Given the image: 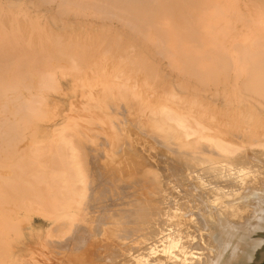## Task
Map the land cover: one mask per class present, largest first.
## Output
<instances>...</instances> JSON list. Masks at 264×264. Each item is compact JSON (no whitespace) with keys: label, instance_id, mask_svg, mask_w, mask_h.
Listing matches in <instances>:
<instances>
[{"label":"bare ground","instance_id":"bare-ground-1","mask_svg":"<svg viewBox=\"0 0 264 264\" xmlns=\"http://www.w3.org/2000/svg\"><path fill=\"white\" fill-rule=\"evenodd\" d=\"M129 121L187 168L190 188L164 191L160 171L150 170L137 180L160 183V207L130 200L106 216L93 207L113 185L97 165L114 175L99 140L105 134L110 157L121 135L130 143ZM27 211L43 214L46 240L87 227L105 243L119 239L125 257L138 243L130 264L145 254L154 264L179 259L176 248L200 227L204 247L194 243L203 252L188 256L187 246V264L252 261L264 225V0H0V264H29ZM189 217L195 227L185 231ZM98 251L74 264H109Z\"/></svg>","mask_w":264,"mask_h":264},{"label":"rangeland","instance_id":"rangeland-1","mask_svg":"<svg viewBox=\"0 0 264 264\" xmlns=\"http://www.w3.org/2000/svg\"><path fill=\"white\" fill-rule=\"evenodd\" d=\"M116 108H117V112H121V109H120L121 107L117 106ZM84 118H85V120L88 119L89 121H96L95 119H93L91 117H88V118L83 117V119ZM89 121H82V124L84 123V125L95 126L94 123H91V122L89 123ZM132 123H134V122L133 121H131V122L129 121L123 127V129H125V130L124 131L122 130V133L124 135H127V137L129 135V132L130 131L133 133V135L132 134L130 135L131 136L130 143L129 144L128 143L126 144V141H128V140H126V138H124L121 135L120 136L121 143L119 145H117L116 147H113L112 148L113 149L112 150L113 153H112V155L110 157L108 156V154L106 153V150L102 146V144H103V138L105 137V134L104 135H101L102 138L99 140V143H100V146H101L100 147V149H101V151H100V154L101 155L100 156L104 160H107L108 161L107 163H110L109 165H111L112 171H114L115 179H113L114 178V175H113L111 177L112 179L110 180V174L109 175L107 174L108 176H105L104 168H102L99 165H97V167H96L97 168V173H98V170H99L100 173H98V174L101 177L105 178L106 181H109L110 183H113V185L112 186L110 185V187H112V189L109 190V191L106 190V189H104V188H102L101 199L100 200H102L103 203L101 205H96V206H93L92 205V206L93 207H97V208L98 207H101V208H105L106 207V210H105V212L107 213L106 216H108L110 210L112 212V211L118 210L119 208H124V206L127 207L128 204H129L128 207H130V205H131L130 202H129L130 200L132 201L131 203H132L133 206H134V204H136V205H139L141 207H148V208L150 206H152V205H154L153 207H155L157 205L160 207L159 201L161 200L160 195L162 194V192L159 191V189H158V188H160V183H158V181H157V184H155L156 182H153V181L150 182V179H149L150 178V174L148 175V179H147L146 182H144L142 180H137L138 176H140V175H146V173H148V171H150V170H153L155 172L156 171H160L158 173H160L159 175H162V176H159L158 178L159 179L161 178L160 179L161 181L165 180L164 181V184H165L164 185V191L167 190L168 185L169 186L174 185L175 186L174 190L176 192L177 191H181L180 189H184L185 186H188L190 188V185H187V184L190 183L189 182V178L187 177V175H189V174H187L188 173L187 172L188 171L187 168L185 166L179 165L178 163L175 164L176 162L173 163L172 161H173V158L175 157V155H173V157H171L172 154L171 153H167L168 151L166 150V148L164 146L163 147L161 146L162 144L161 145L158 144V142L156 140H154L153 138L148 139V138H150V136H148V135H151L150 132H147V130L139 129L135 125V123L134 124H132ZM131 125H135L134 126L135 128L133 126H131ZM102 127L104 128L105 131H110L108 129L107 125H103ZM133 128H134V130H132ZM136 129H137V131H136ZM138 131H140V132H138ZM144 131L147 132V133H149V134L146 135V133ZM145 136H147V137H145ZM151 137H153V136L151 135ZM151 140H154V141H151ZM153 144H155V145H153ZM156 145H157V147H156ZM130 147H133L134 149L132 150V149H130ZM161 147L164 148L166 150V152H164L165 150H163ZM158 148H159V150L160 149L161 150L159 151ZM136 150L139 151L140 153H142L144 155V157L147 159V162L148 163L147 162H142V161L136 162L135 164L132 163L131 155L128 154V151H136ZM142 150L144 151V153H143ZM162 150H163V153H166V154L161 153ZM155 151L157 152L158 155L157 154L155 155V153H156ZM158 151L160 153H158ZM92 154H94V153H92ZM152 154L154 155V157L156 156L155 159H154V157H153ZM169 154H170V156H169ZM133 157H137V155L133 154ZM163 158H165V159H163ZM166 158H168L170 160V162L169 161L167 162V159ZM170 158H172V159H170ZM109 161H111V162H109ZM137 164H139L141 166V170L139 171L140 174L133 173V171L137 170V168L135 167ZM165 164H166V166H165ZM175 166H177L178 168L175 167ZM177 169H179V170H177ZM168 170H170V171L168 172ZM172 171H175V172L173 173ZM184 173H186L187 175L184 174ZM167 175H169V177L171 179H168V177H166ZM179 175H180V177H179ZM162 177H163V180H162ZM175 177H178V178H175ZM184 177H186V178L184 179ZM117 179H119V181H121V179H122L123 182L121 181L122 182L121 183V182L117 181ZM172 179L176 182V184L174 183V181H172ZM167 180H168V182H167ZM124 181L126 182V184L129 185V187H128L127 190H126L127 187H126ZM177 182L180 183V184H178ZM114 183L116 185L117 184L118 185L120 184L121 187L120 186L114 187L115 186ZM155 186L157 188V191L154 190V189H156ZM152 187H154L153 190H151ZM193 189H194V186L191 187V190H193ZM115 191H117L118 193L115 192ZM152 191L153 192H156V193H153ZM119 192H121V193L119 194ZM150 192H152L151 193L152 195L150 194ZM109 193H111V194L109 195ZM115 194H116V196H115ZM130 195H132V196H130ZM129 197H131V198H129ZM134 201H136L137 203L134 202ZM126 202H128V204ZM124 203H126L127 205H122ZM112 204H113V206H112ZM119 204H120V206H119ZM110 207H111V209H110ZM175 208H177V206ZM175 208H173L174 211H175ZM112 209H114V210H112ZM107 210L109 212H107ZM185 215H188V214L187 213H183V214H180L179 216H185ZM156 216H157V214L154 216V221H153L154 223L157 222V220L159 219V217H158L159 215L157 216V218H156ZM175 220H176L175 218H171L170 220L168 219V221L171 222L170 223V222L167 221L168 225H172V227H175L177 225V223H175L176 222ZM181 220H182V218H181ZM46 225H47V221L44 218L43 214H41V213H39L37 211H27L26 212V214H25V223L23 224V230L26 231V234L25 235L30 240V242L28 244L30 250H28L27 254H25L24 257L28 261L29 264H72V263L74 264L75 259L76 260H79V254L82 253V252H85L86 250H88L90 248H96L97 251L99 250L98 251V253L100 255L99 257L104 258L105 261H109V264H121L124 261H126V257H128V256H126V257L123 256L122 253H118V249H116L117 248L116 246H118L117 245L118 243H116V242L117 241H120L119 239L114 238L112 242H110V243H107L106 242L105 243L102 240H100L99 237L94 236L93 233H90V231L87 230V227L81 228V230L83 232L80 231V233L78 234V236L76 235L77 236L76 238L71 237L68 240L60 241V242H54V240H52V239L46 240L44 238ZM194 225H195V223L193 222V218H190L189 217V218H187V221H185V222H182L181 221L179 227L182 228V229H184L185 231H187V230H192L195 227ZM210 227L213 228V227H216V225L213 226L212 224H210ZM206 229L203 228V227H200L197 231L193 229L192 230L193 232L190 231V233H189V234L196 235L195 238L200 243V244H197V245H200V249H201V246L204 247L203 241L206 238V236H205V232L207 231ZM258 233H259L258 230L256 232H254V235H253L254 238L253 239L256 240V238L260 235ZM259 237H261V236H259ZM194 239H192V242H189L188 245H187L188 247H190V248H187V249L190 250L191 247L193 248V250H190L188 252V256H189V253H190V256L191 257L194 256V255L197 256L198 255L197 253L199 251L198 249H196V248H199V247H196V245L194 243ZM243 242L245 243L244 249L248 248L249 245L251 244V243L246 244V242H247L246 240L243 241ZM112 243H114V244H112ZM164 245H165V243H163V241H162L161 242V247H160V253L161 254L164 253L167 256L168 255V252H167V249L166 248H163ZM187 246L185 244H183L182 246H179V248H176L177 254H181V256H184L183 253H185V250H186V247ZM130 248L132 250L130 249V251L128 253H130L132 251L131 252L132 255L133 254H136V253H138L140 251H142L140 249V246L138 245V243L135 244V246L133 245ZM251 248L252 247H249L248 249H251ZM111 252L114 253V254H111ZM199 252L202 253L203 251H199ZM191 253H192V255H191ZM132 255H130L131 259L129 260V264L131 262H133L132 258H134V256H132ZM145 255H146V257H145L146 260L145 259L144 260L140 259L139 261L138 260L137 261H134V263H137V264L140 263V264H142V262L144 261L143 263L144 264H147V262L149 261L148 264H151V263L154 264L153 261L150 263V260L151 259H149V258H151V256L148 258L149 255H147V254H145ZM181 256L179 257V259H177L180 262H177L176 258L173 257V259H172V256L169 254L168 257H166V260L165 261L168 262L169 264H171V263L172 264H178V263L179 264H183V263L187 264L186 260H188V258H186V257L183 258L182 257L183 259H181ZM111 257H112V259H111ZM130 257H128V258H130ZM141 257H142V255H141ZM169 258L171 260L168 261ZM123 259H124V261H123ZM232 259H230L228 261V264H232L233 263L232 262L233 261ZM119 261H123V262H119ZM182 261H183V263H182ZM116 262H118V263H116ZM124 263H127V262H124ZM189 264H191V263H189ZM192 264H194V261H192Z\"/></svg>","mask_w":264,"mask_h":264},{"label":"water","instance_id":"water-1","mask_svg":"<svg viewBox=\"0 0 264 264\" xmlns=\"http://www.w3.org/2000/svg\"><path fill=\"white\" fill-rule=\"evenodd\" d=\"M261 237L256 238V251L252 250V261H246L241 264H263L264 263V225L258 230ZM258 239V240H257Z\"/></svg>","mask_w":264,"mask_h":264},{"label":"trees","instance_id":"trees-1","mask_svg":"<svg viewBox=\"0 0 264 264\" xmlns=\"http://www.w3.org/2000/svg\"><path fill=\"white\" fill-rule=\"evenodd\" d=\"M264 264V263H263Z\"/></svg>","mask_w":264,"mask_h":264}]
</instances>
